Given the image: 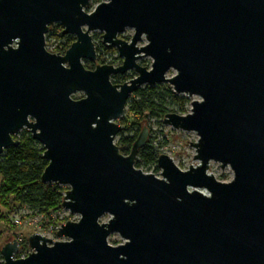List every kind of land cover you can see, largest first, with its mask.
I'll list each match as a JSON object with an SVG mask.
<instances>
[{
  "label": "water",
  "instance_id": "95a60500",
  "mask_svg": "<svg viewBox=\"0 0 264 264\" xmlns=\"http://www.w3.org/2000/svg\"><path fill=\"white\" fill-rule=\"evenodd\" d=\"M82 3L86 0L0 3V49L14 37L22 40L19 51H0V155L17 147L15 137L27 131L47 162L41 182L74 185V194L64 192L60 208L70 195L75 204L65 207L85 217L79 226L61 225L55 234L61 241L29 236L26 258H14L16 240L4 244L0 255L6 264H264V0H113L91 18L80 14ZM52 22L66 26L62 36L79 37L71 36L75 41L66 58L70 72L59 67L64 61L43 52L44 26ZM81 24L107 30V36L101 33V45L119 47L127 57L125 67L97 65L104 69L85 74L79 58L93 60L94 49L97 59V53L92 36L80 34ZM125 26L138 29L137 39L140 32L149 34L152 43L145 51L157 63L152 74L137 69L141 79L119 84L124 89L118 95L108 85V75L122 76L135 67V49L113 42ZM169 66L181 72L173 81L178 91L199 93L206 103L196 107L192 118L165 116L175 126L199 130L205 164L209 158L232 163L237 172L232 186L216 185L203 176V169L180 174L165 157H157L156 165L161 158L159 166L170 185L133 172L131 157L147 143L145 127L129 154L122 155L128 161L111 147L109 136L123 128L116 122L109 126L107 120L122 114L125 100L141 84L168 85L162 74ZM76 89L85 90L89 100L70 103L67 96ZM28 114L37 117V126L31 121L25 125ZM97 115L102 119L92 131ZM189 184L208 187L214 198L188 195ZM125 198L138 203L129 208L122 203ZM104 211L116 215L111 228L131 238V245L117 250L105 246L106 233L95 224ZM60 234L75 242L53 250L44 247L46 240L63 243ZM120 254L128 260L119 261Z\"/></svg>",
  "mask_w": 264,
  "mask_h": 264
},
{
  "label": "clouds",
  "instance_id": "9594fccd",
  "mask_svg": "<svg viewBox=\"0 0 264 264\" xmlns=\"http://www.w3.org/2000/svg\"><path fill=\"white\" fill-rule=\"evenodd\" d=\"M2 2L3 0H0V3ZM112 4L113 0H86V4L82 3L79 5V11L80 14H82L84 17L91 18L98 12V10L102 6L110 7L112 6ZM52 26H59L65 29V33H67L66 26L62 25L59 22L45 24L44 27L46 31L42 33L43 52L49 57L58 58L64 61L59 65V67L66 72H70L72 70L71 64L70 62H67L66 58L69 52L72 50L73 46H68L66 44L65 37L78 36L75 34L69 35L64 33V36L52 37V39L49 40L50 27ZM79 32L81 35H86L88 38L96 33H105L106 36L108 35L107 30H101L99 28L91 29L90 25L88 24H81ZM137 35L138 29L135 26H125L122 31L115 33L113 37V42L120 43L124 46L132 47L135 49L133 54V62L135 67L130 68L126 71L133 80L141 79V72L137 71V69L143 68V73L152 74L155 70V65L157 63L156 59L145 51L146 49L150 48L152 43L149 34L147 32H140L138 39ZM21 45V38L14 37L9 43H7L2 49H0V51L5 54L9 53V51L16 52L19 51ZM106 45L110 48H114L115 51H112L110 57H105V62L112 63V67L104 68H109L113 70V67L116 64H119V66L121 67H125L127 63V57H123L121 55L120 48L112 46V44L108 42H106ZM166 51L168 52V54H171L170 48ZM93 55V60H88L84 57H81L78 60V63L85 74H95L99 69H104L93 68L91 72L86 70L84 65L91 64L96 59L94 49ZM114 75H116V73L108 75L107 83L112 89L115 90V93L119 95L122 93L124 88L113 83ZM180 76L181 72L177 67L169 66L167 70L164 71L162 74V83H164L167 78L168 87L170 88L172 93L178 98L177 102L166 105V110L169 112H175L177 115L182 116L183 120L194 117L196 107L203 106L206 103V98L199 93H191L189 91H178L173 81L177 80ZM141 85L147 86L148 83H143ZM132 86L133 85H129V88ZM136 99H140V97L137 96ZM67 100L74 105H78L82 102H87L89 100V95L83 89H76L68 94ZM129 107L130 104L127 102L126 99L122 107V114L116 118L108 119L107 124L109 126H113L114 122L124 121L127 118ZM17 111H19V109H17ZM170 118L171 117L164 115L153 116L148 119L147 124L145 126V131L150 130V134L152 136L151 144L155 152L158 154V157H165L180 174L188 175L203 169V176L206 179H211L212 182L216 185L222 187L232 186L237 180V172L235 171L232 163L224 162L214 158H209L207 159V163L205 164L204 160L201 158L200 146L203 143V137L200 134L199 130L185 129L183 127L175 126L170 122ZM101 119L102 118L99 115L95 117L96 122L90 124V128L92 131H95L98 128ZM25 121V125H27L29 121L32 122L34 127L38 125L37 117L33 116L32 114L26 115ZM31 130L33 131V127ZM37 131L41 132L39 129H37ZM11 135L12 134H9V136ZM129 135H134V133H121L119 130L115 134H111L109 136L111 147L115 150L117 157L122 158L124 161H128L130 158H125L122 156V151L124 149L120 147V144L123 140V137ZM131 158V170L133 172L142 175L144 178L151 177L156 182L162 183L166 186L170 185V180L165 176V169L159 166L161 158H158V163L156 167L152 168L151 170H145L143 172L141 170H137L134 167V164L136 162V155H132ZM56 182L63 186L70 194H74V185H72L71 183H61L58 181ZM185 192L190 196L193 195L190 193L197 194L201 198L206 200H212L214 198V193L206 186L200 187L193 186L190 184L185 185ZM69 197L70 195H68L67 201L65 202L64 208L62 210L63 215L58 217L56 214H53V216L49 218V223L46 231L49 233L50 239L54 237V234L57 231L54 225L55 219H63L65 216L68 218V222L66 223V226L63 229H65L69 225L79 226L85 219L84 214L82 212L73 211L71 207H65L66 205L71 206L75 204V200L70 199ZM176 202L182 203L181 198L177 197ZM122 203L129 208H133L136 206L138 201L135 199L125 198L123 199ZM30 211L32 210L25 206L24 208L18 210L15 215L18 217L20 215H25ZM116 219V215L111 211H104L103 213L99 214L95 219L96 226L106 233L104 243L105 246L110 250L122 249L132 244L131 238L124 236L118 230H112L111 225L116 221ZM117 236L121 239L122 243L120 245H114L113 243H110V240ZM60 237L64 238L63 243L49 244L46 240L43 241L45 245L44 247L48 250H53L57 247V245L70 246L75 242L74 237L61 234ZM9 243H12V241H9ZM33 251L35 253V256H37L38 249L36 247H33ZM118 260L126 262L128 260V257L124 254H120L118 256ZM0 264H6V260L3 255H0Z\"/></svg>",
  "mask_w": 264,
  "mask_h": 264
},
{
  "label": "trees",
  "instance_id": "16d2710c",
  "mask_svg": "<svg viewBox=\"0 0 264 264\" xmlns=\"http://www.w3.org/2000/svg\"><path fill=\"white\" fill-rule=\"evenodd\" d=\"M61 36V27H50L49 40L52 37ZM74 41L75 39L70 36L65 37L68 46ZM100 47L102 48V46ZM96 50L97 53L100 52L98 48ZM112 51L115 49H105L108 54H111ZM97 61L100 65L105 63L100 57L97 58ZM87 66L88 64L85 65L86 69L94 68V64H89V68ZM127 79V76H115L113 83L120 84V81ZM137 96L140 99H136ZM177 100L178 98L166 84L154 87L144 86L133 93L128 100L130 104L127 115L130 120L129 126L122 129L121 133L132 130L131 133L134 135L123 137L120 144V147L124 149L122 155L127 156L129 154L139 135L140 122L148 121L153 116L176 114L167 111L165 106L177 102ZM15 139L19 141V145L5 150L0 155V208H4L7 205V200L12 199L19 207L27 206L32 210L30 212L40 215L49 223L52 214L61 211L60 204L65 191L57 185L41 182V175L47 166V162L42 159L43 148L31 138L30 134L27 131H21ZM157 157L158 154L153 147L146 144L138 151L134 167L149 170L156 164ZM16 258L18 259L19 256Z\"/></svg>",
  "mask_w": 264,
  "mask_h": 264
},
{
  "label": "rangeland",
  "instance_id": "374dc122",
  "mask_svg": "<svg viewBox=\"0 0 264 264\" xmlns=\"http://www.w3.org/2000/svg\"><path fill=\"white\" fill-rule=\"evenodd\" d=\"M92 39H93L94 44L96 45V49L98 48L100 50V52L97 53L98 57H100V59L105 62V57H110L111 54L106 53L100 47L101 33L93 34ZM96 65H100V63H98L97 60L94 63V66ZM104 65H109V63L105 62ZM117 66H119V64L115 65V67ZM127 76H128V79L126 81H120L121 84L131 79L129 74H127ZM129 121H130L129 117L127 116V118L124 121H117L116 124L124 129L129 126ZM146 124H147V121L140 122L139 124L140 132L142 128L146 126ZM151 140H152V136L149 130L147 134L146 144H150L152 146ZM154 167H156V164L152 166L149 170H151ZM139 170H141L142 172L145 171V169H139ZM61 188L64 191H66L64 187H61ZM21 208L22 207H19L17 203H15L12 199H8L7 205L4 208H0V247L6 243H9V241L16 240L19 245V251L15 254L14 256L15 259H17L16 258L17 256H19L18 259L26 258L27 255L31 253L26 243V240L29 236L33 234L41 235L42 237L48 240H51L53 242L62 240V239L56 238L55 235L52 239L49 238V233L46 231L48 227V221L46 219H43V217H41L40 215L29 212L25 215H20L17 217L15 213ZM54 214H56L58 217L63 215L62 210L59 212H55ZM66 222H68V218L65 216L63 219L61 218L55 219L54 225L60 226V225L65 224ZM110 243H113L114 245H120L122 241L117 236V237L112 238L110 240Z\"/></svg>",
  "mask_w": 264,
  "mask_h": 264
},
{
  "label": "flooded vegetation",
  "instance_id": "af4514ba",
  "mask_svg": "<svg viewBox=\"0 0 264 264\" xmlns=\"http://www.w3.org/2000/svg\"><path fill=\"white\" fill-rule=\"evenodd\" d=\"M70 37H71V36H70ZM72 38H73V37H72ZM100 46H102L101 43H100ZM104 48L107 49L106 47H103V46H102V49H103L104 51H105ZM95 49H96V45H95ZM96 53H97V50H96ZM97 58H98V54H97ZM96 60H97V59H96ZM94 63H95V62H94ZM94 63H91V64H94ZM86 65H87V64H86ZM96 66H97V65H96ZM84 67H85V65H84ZM87 67H88V68L90 67L89 64H88ZM94 68H95V66H94ZM92 69H93V68H92ZM92 69L89 68V69H87V70H92ZM127 74H128V73H126L125 75H122V76H127ZM114 77H115V76H114ZM127 77H128V76H127ZM130 80H131V79H130ZM128 81H129V80H128ZM128 81H127V82H128ZM123 83H125V82H123ZM123 83H122V84H123ZM120 84H121V83H120ZM117 85H119V84H117Z\"/></svg>",
  "mask_w": 264,
  "mask_h": 264
},
{
  "label": "built area",
  "instance_id": "2783aa9c",
  "mask_svg": "<svg viewBox=\"0 0 264 264\" xmlns=\"http://www.w3.org/2000/svg\"><path fill=\"white\" fill-rule=\"evenodd\" d=\"M65 50H66V49H65ZM16 223H17V221H16ZM60 226H61V225H60ZM60 226H55V228L58 230ZM56 232H57V231H56ZM56 232H55V233H56ZM54 235H55V234H54Z\"/></svg>",
  "mask_w": 264,
  "mask_h": 264
}]
</instances>
